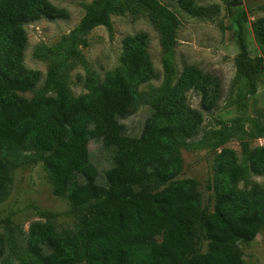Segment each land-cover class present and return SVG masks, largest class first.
<instances>
[{"label": "trees", "instance_id": "obj_1", "mask_svg": "<svg viewBox=\"0 0 264 264\" xmlns=\"http://www.w3.org/2000/svg\"><path fill=\"white\" fill-rule=\"evenodd\" d=\"M180 5L194 17L209 14L193 0ZM126 14L147 18L158 34L163 81L148 92L135 89L151 77L144 37L126 38L120 66L102 82L86 68L78 49L88 45L91 30H111V16ZM63 16L49 0H0V201L15 170L41 163L53 194L84 211L71 231L56 232L49 221L33 225L25 246L6 229L0 235V264H243L237 243L251 241L264 223V191L242 192L238 184L251 172L264 171V147L247 152L242 162L231 150L222 153L214 168L210 211L201 207L196 181L178 178L180 150L200 125L184 91L216 80L195 68L175 79L176 15L159 0H93L68 36L34 50L35 58L46 61L47 72L42 87L27 99L21 94L33 91L38 74L22 65L27 41L22 25ZM240 17L246 20L243 12ZM234 27L239 50L234 82L253 95L263 67L249 58L240 21ZM252 32L263 49V18L253 23ZM78 65L86 69L87 94L74 97L68 76ZM144 107L150 115L140 133L126 134L121 120ZM94 139L112 152L102 181L89 155ZM151 219L169 222L167 250L149 246L144 221ZM200 237L208 241L204 253L197 251Z\"/></svg>", "mask_w": 264, "mask_h": 264}, {"label": "rangeland", "instance_id": "obj_2", "mask_svg": "<svg viewBox=\"0 0 264 264\" xmlns=\"http://www.w3.org/2000/svg\"><path fill=\"white\" fill-rule=\"evenodd\" d=\"M49 1L64 13L63 17L41 18L22 25L27 38L22 52V65L38 74L33 91L21 94L27 99L42 87L47 72L46 61L35 58L34 50L41 45L53 47L68 36L83 17L84 6L93 0ZM193 1L195 5L207 8L208 16L198 18L190 15L181 7L180 0H159L179 21L173 57L175 79L189 68H195L210 77V80H216L202 87H188L184 91L186 105L200 115V125L192 136L186 138V145L180 150L181 169L178 175L179 179L196 181L201 207L210 211L215 196L214 168L222 153L231 150L237 162H242L247 152L264 147V48L256 45L252 32L253 23L264 19V0H239L232 4L221 0ZM240 12L245 14L246 20H241ZM236 20L243 27L249 58L254 63L261 61L263 67L253 95L246 94L241 90V84L234 82L235 59L239 52L234 34ZM135 36L145 38L151 66V77L138 84L136 92L158 88L163 81L162 52L158 34L145 17L114 15L111 16V30L103 26L91 30L86 35L88 45L78 48L86 68L102 82L107 73L120 66L126 38ZM85 75L86 69L82 65L70 70L68 86L74 97L87 94ZM149 115V109L144 107L121 120L125 133L138 135ZM246 144L247 151H243ZM89 155L102 181L104 172L111 167L112 152L99 139H94L89 142ZM252 187L264 191V171L259 174L251 172L248 180L238 184V190L242 192L250 191ZM82 211L66 198L53 194L51 182L41 163L19 168L10 175L6 196L0 201V235L6 229H12L17 242L25 246L33 225L49 221L56 232L71 231ZM144 223L149 229L147 238L151 249L167 250L169 222L151 219ZM237 245L243 264H264V223L256 230L251 241H239ZM207 246V240L198 238V253L206 252ZM5 256H9L8 251ZM12 264L18 263L15 261Z\"/></svg>", "mask_w": 264, "mask_h": 264}]
</instances>
